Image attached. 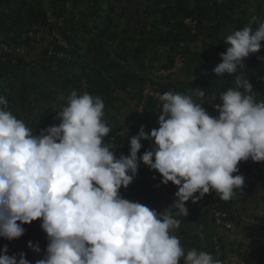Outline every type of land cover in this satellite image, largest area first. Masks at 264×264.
Masks as SVG:
<instances>
[{"label": "clouds", "instance_id": "obj_1", "mask_svg": "<svg viewBox=\"0 0 264 264\" xmlns=\"http://www.w3.org/2000/svg\"><path fill=\"white\" fill-rule=\"evenodd\" d=\"M262 41L264 20L257 16L224 36L226 52L213 72L234 79L215 95L221 101L214 106L217 116L204 107L214 96L203 103L204 89L165 92L158 97V129L149 134L142 125L129 141V155L119 158L104 143L111 126L101 97L71 91L57 111L60 123L38 135L0 97V237L19 239L23 225L40 220L48 243L35 264H224L209 252L186 251L174 232L181 223L177 217L189 215L186 202L213 191L231 201L245 185L238 165L264 162V98L237 74ZM141 140L154 143L138 156ZM140 162L160 174L161 184L178 187L163 211L121 196ZM27 244L41 252L38 242ZM7 253L5 245L0 264H30L23 252Z\"/></svg>", "mask_w": 264, "mask_h": 264}, {"label": "rangeland", "instance_id": "obj_2", "mask_svg": "<svg viewBox=\"0 0 264 264\" xmlns=\"http://www.w3.org/2000/svg\"><path fill=\"white\" fill-rule=\"evenodd\" d=\"M176 1L103 0L100 11L103 16L97 17L92 15L91 7L87 2L70 0L67 2L64 14L56 19V25L60 20L61 23L58 25L60 30L68 35V49L74 50L73 53L70 51L68 57L60 59L48 55L47 50L43 49L45 44L38 48H30L25 44L26 49L22 48L23 45L13 47V43L7 46V50L12 52V68H9L11 73L4 78L2 84L8 92L7 99L14 103L13 106L10 105L9 110L30 127L37 122L40 123L41 129L49 127L54 122L53 113L63 107V102L70 92L76 90L79 94L85 91L86 82L82 80V73L89 69L90 64L92 67L101 68V65L106 63L107 68L102 70L99 79L102 83L113 85V102H117L111 108L113 103L106 101L104 111H109L107 116L112 114L119 123L116 126L119 127L133 124L130 123L131 121H145V112L140 115L142 117L140 120L136 118H138L140 104L139 83L146 78L147 74L149 77L159 69H172L168 78L162 83H169L167 88L176 89L200 77L197 73L200 62L197 59L201 54L207 57L201 41L178 42L171 37L181 31L180 25L184 30L188 28L183 23L185 17L191 16L198 21V17L202 15L203 23H208L210 17L214 19L210 21L214 22L222 17L221 13L223 16L227 14L219 24L217 33L219 40H213L210 45L218 54L226 52L224 36L229 31L238 30L242 21L249 23L252 16L264 20V0H180V8L175 11V18L164 21L155 20L156 8L165 4L174 5ZM12 3L21 7L23 12L31 7L43 8L49 14L51 12L48 7L49 0H12ZM58 12H60L59 9ZM107 18L110 19L108 25L105 21ZM158 19H161L160 15ZM252 25L258 26L257 23ZM104 28L107 30L106 35L101 34ZM109 33L115 34L116 37L108 38ZM43 34L47 35L46 43L52 42L49 38L50 31L44 29ZM259 59L262 64L260 67L262 80L258 82L260 89L254 91L259 94V98H264V56H260ZM170 61H173V64L166 66ZM112 76L116 80H112ZM40 91L43 94L39 97L40 103L37 104L35 99ZM211 93L214 94V89ZM24 97L28 99L26 105L22 102ZM210 99L211 95L206 98V102ZM29 102L31 105L27 107ZM210 105H213V99L204 107L210 115L214 116ZM130 117L133 120L128 121ZM154 126H159L157 121ZM194 213L189 212L191 220L198 219L197 213ZM175 231H178L181 240L184 239L185 244L188 243L187 246H189L188 234L182 233V235L179 229ZM46 243L43 232L41 250ZM187 246H184L186 251L190 250ZM202 246L206 248L205 244ZM260 246L262 244H258L256 240L254 243L248 241L237 243L239 259L246 261L247 258L248 261L249 254L261 253ZM210 249L208 252L214 258L227 264L223 243L220 254L217 255L211 248L210 239ZM262 254L264 258V253ZM27 258L30 256L27 255ZM181 264H183L182 260Z\"/></svg>", "mask_w": 264, "mask_h": 264}, {"label": "trees", "instance_id": "obj_3", "mask_svg": "<svg viewBox=\"0 0 264 264\" xmlns=\"http://www.w3.org/2000/svg\"><path fill=\"white\" fill-rule=\"evenodd\" d=\"M70 0H49V6L50 7V14L48 11L44 10L43 8H35L31 7L28 9L26 12H23L21 7L17 6L16 4L12 3V0H0V97H4L7 102H8V108H10V105H14V103H11L12 101H9L7 99L8 97V92L6 90V87L4 84H2L4 78L11 73V70L9 68H12L11 65V60H12V54L5 50V47H7L10 43H13V47L15 46H20V45H28L30 48L31 47H40L44 45L45 47L43 48L44 50H48L47 47V37L43 40H34L30 37H22V34L25 33L27 30L30 29L31 25L34 22H38L41 25H43L47 30H50L54 26H56V19L60 16L63 15L66 8H67V2ZM74 2L79 1V0H73ZM80 1H85L87 2L92 10V15L100 17L103 16L101 14V2L103 0H80ZM180 8V0H177L174 5L172 4H165L162 5L161 7H158L155 9V20L156 21H164L168 20L171 18L176 17L175 11H178ZM211 8H214L211 6ZM58 9L60 12H58ZM218 14V11H216ZM158 15H160L161 19H158ZM227 14L224 16L221 13V18L217 19L216 21H210L214 20L212 17H210V20L208 23H203L202 21V15L198 17L197 21V26H196V32L191 33L190 30L187 28L184 30L182 25L181 31L176 32L173 36V40L178 41V42H191L195 40H200L201 41V46L203 47L204 52L207 54V57L205 54H201L200 57H198V61L200 62L199 65V70L197 71L198 79L190 82L189 84L184 83L183 87L179 89H174L173 92H184L188 93V90L190 88H201L204 89L206 95L203 98V103L206 102V98L211 95L213 96V105H210V109H213V112L216 113V116L218 115V112L215 109V105L218 103H221L219 101L218 97L215 95H219L221 92L227 90L229 87L233 86V79L234 77L229 76L228 74H225L224 76L218 77L216 74L213 72V69L216 65L222 62L220 54L217 53V51L213 50L212 47L210 46L213 40H219L217 37V33L219 30V24L221 23V19L226 17ZM55 17V18H53ZM107 17V15H105ZM106 24L110 22V19L107 18ZM249 23L246 21H242L238 30L242 29L243 27L247 26ZM253 29L256 28L255 25H252ZM106 28L101 30V34L106 35ZM62 33H65L63 31ZM115 38L116 35L113 33L108 34V38ZM262 44V42H261ZM71 53L74 52V50H70ZM135 51L139 52V50L135 49ZM223 53V52H222ZM260 56H264V44H262L261 50L252 53L249 55L244 60L245 69H240L238 70L237 74H242L245 77H248L249 82L253 85L254 90H259L260 86H258V82L261 79L260 75V67H261V59ZM53 57V56H52ZM194 60V59H193ZM64 61V60H63ZM21 63V61H18ZM173 64V61H170L168 65L170 66ZM107 64L103 63L101 65V68H95L92 67L91 64L89 66V69L84 71L82 73V80L86 82L85 84V91L91 93L92 95L99 96L102 98L104 103L110 102L113 103V96L112 93L114 92V89L112 86L107 83H102L100 81L99 76L102 75V70H106ZM148 75V74H147ZM146 75V77H147ZM112 80H116L112 76ZM142 82L143 80L140 81V87L142 88ZM6 85H10V83H5ZM162 90L166 91L167 90V84L169 83H160ZM214 89V94L211 93V90ZM84 92H81L79 94H82ZM141 98V90L139 89L138 91V99L140 100ZM27 97L23 98V103L26 105L27 102ZM36 103L39 104V99H35ZM65 102H63L64 106ZM31 103L29 102L27 104V107H30ZM205 107L207 104L204 105ZM162 108L158 111H155V107L152 103V101H149L145 110V121L151 122V116L156 115L158 118V115ZM57 115V111L53 113L54 117V122L51 126L53 125H58L60 123L59 120L55 119ZM153 122V121H152ZM156 121L154 122V124ZM40 123L37 122L35 123L33 127V132L34 134L38 135L41 128H40ZM131 134L133 136L138 134V131L136 130L135 126L132 124H129ZM159 127V126H158ZM158 127L154 126V128L158 129ZM120 128L119 126L116 127H111L110 133L104 138V143L107 142V138L116 130ZM150 134V132H147ZM152 141L148 140H141L142 148L140 149L138 156L143 155L145 150H150L153 146ZM125 148L127 149L128 146L125 145ZM250 160V159H249ZM248 160V161H249ZM261 164L262 162H257ZM148 171L153 175H159L160 174L154 170H151L149 167L145 166L143 162L139 163L138 167V172L136 175L141 174L142 172ZM159 185V186H157ZM121 196L125 199H128L133 202H140L150 208L156 209L158 212L160 211L161 207L163 205L165 206H171L174 202V200L171 199L173 196L163 185H161L158 181L154 179H143L140 178L138 180H133V182L125 189L121 188L120 190ZM215 193L214 191L209 193L208 195L213 196ZM220 206L224 208L225 210H228V201L225 202L221 199H218ZM189 204H193L192 206L194 209H197L196 205L197 203H192L191 200L188 202ZM199 210V209H197ZM174 212L176 210H173ZM207 215V211H205L204 216ZM181 223H180V231L182 233H185L187 229H189L191 225V217L188 215L187 217L184 216H179L177 217ZM24 227L27 229L28 224L24 225ZM27 232L29 234V231L27 229ZM32 255V254H31Z\"/></svg>", "mask_w": 264, "mask_h": 264}, {"label": "crops", "instance_id": "obj_4", "mask_svg": "<svg viewBox=\"0 0 264 264\" xmlns=\"http://www.w3.org/2000/svg\"><path fill=\"white\" fill-rule=\"evenodd\" d=\"M111 86L113 87V85ZM41 94H43L42 91L39 92L38 97L36 98L39 99V103L41 99L39 97H41ZM111 96H113V93ZM115 103L117 102H113L111 108L114 107ZM104 104H106V102ZM108 112V110L105 112V120L111 127H116V124H119L118 121L114 117H112V114L111 116H107ZM214 114V116H216V113ZM125 117H127V115ZM131 119L133 120L132 117L128 118L127 120L131 121ZM130 123H133L132 125L135 126L137 131H139L142 125L144 126L146 132H151V130L154 129V124H151L149 121H131ZM237 174L244 175L245 185L240 195L238 194L231 201H228V210L236 213L237 220L235 221V225L232 229L218 231L220 240L224 244V249L226 251V261L227 264H233V260H235V264H264V258L262 257V252L264 253V162L259 164L257 162L249 160L247 166L239 168V173ZM213 197H215L217 200L220 199L217 193H215ZM171 199L175 200L176 198L175 196H172ZM167 207L168 206L163 205L160 211H163ZM186 207L188 208L189 212L192 211L197 213L198 217V219L196 218L191 220V225L185 232L186 234H188L189 246H187L188 243L185 244L184 239L181 240L178 231H175V235L180 238L183 247L187 246L190 247V249L196 248L198 250L206 252H208V250L210 251V239L212 237V234L215 232V228L210 217L208 216V214L204 216L205 210L194 209L191 203L189 204L187 202ZM180 233L182 234L181 231ZM44 236L46 237L45 232ZM246 240L249 243H254V240H256L258 241V244H262V246H260L261 253L254 255L249 254L248 261L246 257V261L243 259H239L240 255L238 250H236L237 243L243 241L247 242ZM46 242L48 243L47 237ZM27 243L28 232L26 228L24 235L19 239L9 241L4 239L3 237H0V247L3 249L4 246L7 245L8 255L19 254L21 252L26 254L25 248ZM47 243L43 246L39 254H33V256L26 254V258L27 255L30 256V258H27L30 261V264H35L36 260L43 257V255L45 254ZM202 243L205 244L206 248L202 246Z\"/></svg>", "mask_w": 264, "mask_h": 264}, {"label": "built area", "instance_id": "obj_5", "mask_svg": "<svg viewBox=\"0 0 264 264\" xmlns=\"http://www.w3.org/2000/svg\"><path fill=\"white\" fill-rule=\"evenodd\" d=\"M61 21H58V24L51 28L50 30H47L43 25H41L38 22H34L30 29L27 30L25 33H23L22 37H30L34 40H43L47 37V35L43 34L44 29L47 31H50V39L52 42L47 43V53L50 56H55L56 58L64 59L70 55V50L68 49V35L66 33H62V31L59 28V24ZM183 23L187 25L188 29L191 33L196 32V26H197V20L191 16H187L183 19ZM23 49H26V46H22ZM5 50H7V47H5ZM12 54L11 51L7 50ZM172 69H159L157 71H154L151 76L146 77L142 82V88H141V98H140V104L138 106V118L137 120H140L142 117L140 115L145 112L147 104L149 101H152L155 111H158L162 108V105L158 99L159 95L164 94L165 92H173L174 87H168L166 91L162 90L161 82L165 81L170 75ZM156 115L151 116V124H154L155 121H157ZM133 137L130 131L129 125H124L118 129H116L108 138L106 144L111 145V148L115 150V155L117 158L121 154L127 156L130 153V147H129V141ZM125 145L128 146V148H125ZM248 161L241 162L238 167L243 168L247 166ZM140 178L143 179H154L160 183L162 177L159 175H153L148 171L142 172L141 174H138L134 177V181L138 180ZM161 184V183H160ZM163 185V184H161ZM173 196L174 193L178 190V187L173 185L171 182H169L168 185H163ZM199 195V193L195 194ZM197 209L199 210H205L207 211L208 216L210 217L212 224L215 228V232L212 234L211 237V248L215 254H220L222 242L220 240L218 231L220 230H230L234 227L235 221L237 220L236 213L225 210L220 206L219 201L210 195H205L202 199H200L197 202L196 205ZM41 221H33L32 223L28 224V231H29V241L33 243H39V246L41 248L42 246V238H43V230L41 228ZM28 241V242H29ZM28 245V244H27ZM26 245L25 252L28 255L34 254L31 249L28 248ZM0 251H2V248L0 247Z\"/></svg>", "mask_w": 264, "mask_h": 264}]
</instances>
